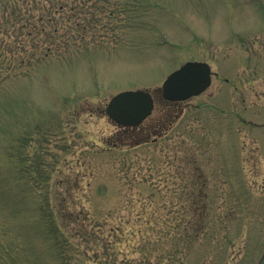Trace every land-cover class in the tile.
Returning <instances> with one entry per match:
<instances>
[{"label": "rangeland", "instance_id": "1", "mask_svg": "<svg viewBox=\"0 0 264 264\" xmlns=\"http://www.w3.org/2000/svg\"><path fill=\"white\" fill-rule=\"evenodd\" d=\"M76 19L67 50L0 93V155H20L0 157V264H264V0H141L112 29ZM187 62L211 84L168 104L162 84ZM136 90L155 106L125 130L105 108Z\"/></svg>", "mask_w": 264, "mask_h": 264}, {"label": "trees", "instance_id": "2", "mask_svg": "<svg viewBox=\"0 0 264 264\" xmlns=\"http://www.w3.org/2000/svg\"><path fill=\"white\" fill-rule=\"evenodd\" d=\"M90 1L74 0V3H77L70 5L68 0H12L10 3L7 1L0 6V93L8 80L23 76L28 70H31L34 64H37L52 51L59 52L68 49L66 42L70 32L67 31L66 26L71 18H77L76 28L84 23L98 25L94 18L101 15L102 19L106 20L103 28L110 27L112 29L113 23H119L120 15L124 14L129 7L138 10L141 0H126L127 5L122 4V0H100L99 5L95 3L85 12V6ZM78 3L82 7H79ZM56 16H60L61 21L57 20ZM87 16H90V19H87ZM98 22L101 23V20L98 19ZM60 25L63 30L59 29ZM42 35L44 38L42 42L40 43L39 40L36 42V38ZM57 35L59 36L57 37ZM55 37L61 39V46L50 42ZM3 107L4 104L0 97V109ZM124 129L129 130L130 128ZM1 156L13 159L15 162H19L20 159V155ZM1 177L0 175V184L3 186L5 181ZM47 208L41 206L40 212L44 219L46 218L49 230L53 234L57 233L56 236L53 235L58 243L57 247L63 248L64 239L62 242L58 235L60 227L57 225L53 212L48 211ZM185 228L187 230V227Z\"/></svg>", "mask_w": 264, "mask_h": 264}, {"label": "water", "instance_id": "3", "mask_svg": "<svg viewBox=\"0 0 264 264\" xmlns=\"http://www.w3.org/2000/svg\"><path fill=\"white\" fill-rule=\"evenodd\" d=\"M211 84L210 66L203 62H187L164 80L161 97L167 102H182L204 92ZM154 99L146 91H124L113 96L106 116L122 127H137L153 112Z\"/></svg>", "mask_w": 264, "mask_h": 264}]
</instances>
